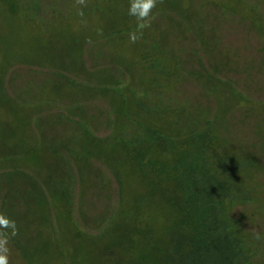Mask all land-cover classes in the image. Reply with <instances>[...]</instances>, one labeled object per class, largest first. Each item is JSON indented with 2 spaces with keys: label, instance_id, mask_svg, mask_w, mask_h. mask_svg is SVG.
I'll return each mask as SVG.
<instances>
[{
  "label": "trees",
  "instance_id": "trees-1",
  "mask_svg": "<svg viewBox=\"0 0 264 264\" xmlns=\"http://www.w3.org/2000/svg\"><path fill=\"white\" fill-rule=\"evenodd\" d=\"M0 1L11 4V0ZM57 1L59 3H53L55 7L52 11L49 10L50 12L47 9L51 3L42 4L41 0L13 1L10 9L15 13V10L19 9V4H22L23 11L34 7L42 19V26L48 30L49 19L54 17L57 9L67 6L70 2L74 3L75 0ZM99 1L102 0L86 1L90 3L86 7L98 16ZM177 1L166 0L160 4L153 10L152 20L158 19L164 13L168 16L160 20L161 22L171 17L173 24L182 25L181 22L184 20L182 11H173ZM126 3L127 5L116 15H114L116 10L109 14L103 10L104 15L100 16L102 21H98L105 26L100 25L97 33L104 27L106 28L104 34L107 36L103 35L100 43L113 44L116 52L128 39V33L135 28V18L127 15L129 0ZM104 19L111 22H105ZM84 41L86 44V40ZM140 41L147 42V39L143 36ZM38 42L44 43L41 39ZM15 44L7 45L5 48L4 53L12 60L0 73L3 77H7L10 71L20 64L17 61ZM44 44L47 45L45 58L58 60L61 55L58 50L57 54L53 51L55 43L50 39ZM85 44H81L82 50L86 48ZM142 45L144 48H141V51L147 49V44ZM137 46L139 45L136 44L134 47L136 51ZM192 46L203 47L205 55L212 53L204 44ZM191 51L200 61L199 49L196 47ZM173 54L176 62L180 60L179 55L178 57ZM149 55L146 51L141 53V59L147 65ZM96 56L100 60L105 58L97 54L94 56L99 72L96 80L98 86L103 87L101 91L103 106L100 110L90 111L91 108H97V91H86L87 99L83 96L66 99L67 105L77 107L67 110L68 114L58 115V118L66 122L64 126L59 127L58 135L61 140L58 141L61 142L54 144L53 137L45 142L47 135L44 132L40 134L44 143L42 145L36 143V139L30 140V136L25 140L22 133L25 129L27 134L28 128L24 121L1 124V213L6 204L11 202V207L12 209L15 207L16 212L9 211L10 213L6 215L16 222L24 221L29 228L36 226L37 233L45 232L46 228L50 232L54 231L50 227L56 222L58 230L67 237L83 238L85 233L80 230L74 219V210L77 209L74 196L83 195L84 201L91 202L86 199L87 193L94 187H99L101 181L104 183L103 179L97 176L101 172L100 165H104L116 180L121 201L125 198L124 186L128 180L136 179L141 190L138 191L140 198H137L136 205L132 204L126 213L118 211L119 207L115 211L106 207V210H102L104 213L102 219L99 213L91 215L98 227L104 231L108 230L110 242L99 245L101 253L97 264H261L260 261L264 263V235L259 234L257 238V234H252L250 229L245 227L247 225L245 214H235V208L238 206L244 208H247V205L254 206L259 228L264 230V225L259 223L261 220L264 222V199H260L264 189L261 190L254 182L256 178H260L259 184L264 185V151L261 153V160L255 157V152L248 155L244 152L245 146L237 144L240 154L236 155L234 154L236 143L234 149L227 151L225 147L227 142L218 134L220 130L226 131L224 126H228L225 122L232 104L244 102L248 105L250 102L248 96L240 91L222 89L209 91L218 95L217 109L212 112L209 107L190 108L187 103L176 104L175 100L173 104L165 103L160 100L161 96L158 98L155 96L150 100L149 97L154 93L150 94L148 91L143 96L126 94V91H116L122 84L120 76L117 77V74L114 76L110 67L100 68ZM199 65L200 70L194 64L192 76L197 77L200 83L203 81L202 84L205 85V80L208 81V78L214 76L219 79L217 73L220 74L221 71L217 67L212 66L211 71L208 70L203 59ZM207 72L210 74L206 75ZM225 82L229 89L234 88L236 84L231 80ZM3 88L6 86L3 79H0V93L4 92L1 91ZM112 89L114 91H111ZM240 93L244 98L239 99ZM223 95L227 96L226 102L220 99ZM231 96L236 97L237 101L230 100ZM219 102L224 104L218 105ZM185 113L190 115L185 116ZM255 113L256 111L254 115ZM140 116L146 121L144 126L139 121ZM255 116L258 117L259 113ZM50 117L54 127L61 125L57 124L56 118ZM262 117H258L259 121L255 125L258 129L257 139L262 142L257 146L258 149L264 145V115ZM126 118L128 124L124 126ZM71 122L74 123L72 136L69 134ZM41 124V121L36 122L38 128ZM104 127L109 133L100 136L99 132ZM77 133L82 136L81 140L74 136ZM127 133L133 138L126 144L123 135ZM69 137L72 138L68 140ZM106 140L111 141V144L106 143V147H100L99 143ZM110 147L113 148L112 153L109 152ZM42 149L44 151H41ZM121 149V154H117ZM251 151L253 150L248 152ZM94 162L100 169L95 174L92 173V166H96ZM261 171L263 173L259 175ZM89 177L95 179L92 184L88 182ZM67 249L71 250L67 242L60 244L56 248L57 255L52 259L58 264H79L76 261L79 260L80 253L73 249V254L69 255Z\"/></svg>",
  "mask_w": 264,
  "mask_h": 264
},
{
  "label": "rangeland",
  "instance_id": "rangeland-1",
  "mask_svg": "<svg viewBox=\"0 0 264 264\" xmlns=\"http://www.w3.org/2000/svg\"><path fill=\"white\" fill-rule=\"evenodd\" d=\"M13 1L20 0H11V4H4L0 1V73L10 65L12 60L7 53H4L7 45L12 46L16 43L15 52L18 53L17 61L20 64L10 71L8 78L0 75V79H3L6 86L1 90L4 92L0 93V126L5 122L12 124L24 121L25 124H23L28 128L27 134H25V129L23 133L21 132L25 140H28L30 136V140L36 139V143L42 145L44 143L40 134L44 132L47 135L45 142L52 137L54 141L48 140V142L53 141L54 144L61 142L58 141L61 140L58 135L59 127L64 126L66 122L58 118V115L68 114L67 110L77 107V105H67L68 100L66 99L82 96L87 99L88 92L86 91H97V104L95 103L97 108H91L90 111L100 110L103 106L101 96L103 87L98 86L96 80L99 72H97L94 56L97 54L105 58L100 60L96 56L100 68L110 67L114 76L116 74L117 77L120 76L122 84L116 91H126V94L143 96L148 91L150 94L154 93L149 97L150 100L155 96L157 98L161 96L160 100L165 103L173 104L175 100L176 104L187 103L190 108L193 106L209 107L212 112H215L218 95L213 92L211 94L209 91H221L222 89L223 91L243 92L245 96H248L249 104L245 105L244 102L232 104L225 122L228 126H224L226 131L220 130L218 134L227 142L225 146L227 151L236 147L234 154H240L237 149V144H239L241 147L245 146V153L252 155L255 152V157L262 160L261 153L264 151V145L258 149L257 146L262 142L257 139L258 129L255 125L259 121L258 117L263 118L264 115V0H178L177 5L173 6V11H182L184 19L181 22L182 25L173 24L171 17L161 22L160 20L168 16L162 13L158 19L152 20L151 27L144 31L143 36L147 42L139 41L131 44L128 37L118 52L115 51L113 44L100 43V40H103L101 37L106 36L104 34L106 28L100 27L103 35H98L97 28L103 25L98 21H102L100 16H103L104 12L109 14L116 10L114 15L118 14L127 5V0L99 1L97 8L100 16L88 7H82L83 16H80L75 1L70 2L67 6L57 9L54 17L49 19L48 30L45 29L47 27L42 26V19L34 7L23 11L22 4H19V9L13 13L10 9ZM41 1L42 4L51 3L48 11H52L55 7L53 3H59L57 0ZM165 2L166 0H163V3ZM105 22L110 23L111 21L106 19ZM71 36H74V40ZM39 39L44 43L51 39L55 43L53 51L57 54L58 50L61 55L58 60L45 58L47 45L39 43ZM143 43L147 44V49L141 51V48H144ZM81 44L86 45L84 50L81 49ZM136 44L140 46V49L137 46V51L134 49ZM198 44L206 45L208 51L212 53L205 55L203 47L192 46ZM196 47L199 49L200 61L204 60V66L208 70L211 71L210 67L215 66L221 71L220 74L217 73L219 79L215 76L210 77L208 81L205 80L204 85L203 81L200 83L197 77L192 76L194 64L199 70L201 69L197 55L191 51ZM144 51L150 54L147 59L149 65L141 59V53ZM173 53L179 55L180 60L176 62ZM91 54L93 57H89ZM209 74V72L206 73V75ZM226 80L235 82L234 88L229 89L225 84ZM241 93L238 94L239 99L244 98ZM226 97L223 95L220 99L226 102ZM229 98L237 101L236 97ZM219 104L224 103L219 102ZM255 111V115L259 113L258 117L254 115ZM189 115L185 113V116ZM50 116L56 118L57 124L61 125L54 127L49 119ZM37 121L39 123L41 121V128L36 125ZM139 121L144 126L146 121H143V116L139 117ZM224 121L223 119L222 122ZM73 124L69 123L71 136ZM123 124L127 126V118L124 119ZM107 133L109 130L104 127L99 135L106 136ZM79 134H74V136H78L81 140L82 136ZM71 138L69 137L68 140ZM123 138L125 143H128L133 137L127 133L123 135ZM106 143L110 145L111 141L106 140L99 145L106 147ZM234 143H236L235 147ZM75 147L77 148V144ZM249 150L253 151L248 152ZM121 151L122 149L117 151V154H121ZM109 152H113L112 147L109 148ZM100 166L101 170L98 164L92 166V173L95 174L100 170V175L97 176L102 178L104 183L102 184L101 181L99 187H92L91 192L87 193L86 199L91 202L84 201L83 195L74 196L77 206L74 210V219L79 224L77 226L80 230L85 233L83 238L67 237L58 230L56 222H53V227H50L54 231L50 232L46 228L45 232L37 233L36 226L29 228L24 221H18L19 234L12 238L10 243L12 249L10 264H58L52 258L57 255L56 248L66 242L71 246V250L67 249L69 255L73 254V249L80 253L81 256L76 261L77 263L97 264L101 253L99 245L110 242L108 230L104 231L98 227L91 215L99 213L102 219L104 215L102 210L106 207L111 208V211L119 207L118 211L126 213L132 204L136 205L137 198H140L138 191L141 190L136 179L128 180L124 186L125 198L121 201L116 180L104 165ZM261 173L263 171L259 175ZM93 180L95 179L89 177L88 182L92 184ZM260 181V178L254 180L255 184L263 190L264 185L259 184ZM107 195H109L108 198ZM253 195L255 197V194ZM260 199H264V194ZM11 204V202L6 204L3 214L8 215L9 211L16 212V208L12 209ZM253 207L238 206L235 208V214H245L247 223L245 227L250 229L252 234L264 235V230L259 228L255 215L256 209ZM82 214L89 216H82ZM250 218L252 220H249ZM259 223L264 225L262 220ZM64 224L66 225L67 222ZM260 263L264 264L263 261Z\"/></svg>",
  "mask_w": 264,
  "mask_h": 264
},
{
  "label": "clouds",
  "instance_id": "clouds-1",
  "mask_svg": "<svg viewBox=\"0 0 264 264\" xmlns=\"http://www.w3.org/2000/svg\"><path fill=\"white\" fill-rule=\"evenodd\" d=\"M163 0H129L127 15L135 18V28L128 33L129 42L135 44L143 39L144 31L151 27L153 10ZM78 7V15L83 16L82 7L87 6L86 0H75ZM98 35H103L102 30H98ZM19 234L17 222L0 213V264H10L12 249L10 243L12 238ZM259 238V234H257Z\"/></svg>",
  "mask_w": 264,
  "mask_h": 264
}]
</instances>
